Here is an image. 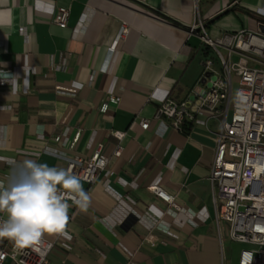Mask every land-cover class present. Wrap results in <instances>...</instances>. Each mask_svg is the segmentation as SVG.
I'll return each instance as SVG.
<instances>
[{"label":"crops","instance_id":"crops-1","mask_svg":"<svg viewBox=\"0 0 264 264\" xmlns=\"http://www.w3.org/2000/svg\"><path fill=\"white\" fill-rule=\"evenodd\" d=\"M236 1L0 0V74L19 84L13 93L0 75V181L25 159L66 169L99 142L111 156L110 175L81 180L88 209L68 201L71 239L54 245L51 264H239L244 245L217 219L208 181L223 118L198 111L188 132L154 118L168 97L190 100L196 111L208 88L202 77L212 53L198 25L213 38L257 27L236 8L251 0ZM60 6L71 9L66 27L53 23ZM111 94L121 100L104 113ZM113 129L126 131L120 158L112 157ZM150 185L175 195L181 210Z\"/></svg>","mask_w":264,"mask_h":264},{"label":"built area","instance_id":"built-area-1","mask_svg":"<svg viewBox=\"0 0 264 264\" xmlns=\"http://www.w3.org/2000/svg\"><path fill=\"white\" fill-rule=\"evenodd\" d=\"M238 1V0H237ZM236 1V2H237ZM70 7L60 6L53 23L66 27ZM264 16V5L257 7ZM264 22L257 27L225 31L213 38L207 34L203 24L200 38L212 53L205 59L203 79L209 81L208 88L200 96L197 110H192V101L164 99L154 118L167 121L174 129L184 131V124L192 122L198 111H206L223 121L215 132V156L208 181L212 188L217 219L228 223L229 237L244 245L239 253V264H264V231L256 225H264ZM192 32L195 28L192 27ZM122 29L119 38H122ZM236 57V58H235ZM1 84L6 80H0ZM75 91V89H72ZM120 95L111 94L100 110L108 112L111 105L118 104ZM147 129L149 119H142ZM118 144L112 157L122 156V140L126 131L113 129ZM80 136L76 132L75 140ZM61 140L60 136L55 137ZM110 157L99 142L89 157L76 155L68 164L72 172L89 184L96 182L99 174L110 175ZM66 168V169H67ZM148 189L166 201L172 210L180 211L176 196L166 192L160 185ZM68 201L72 203L71 198ZM73 204V203H72ZM74 205V204H73ZM76 206V205H75ZM6 218L0 212V219ZM60 235H45L38 248L18 249L7 239L0 240V264H51L49 254L61 239ZM152 245L155 235L147 236Z\"/></svg>","mask_w":264,"mask_h":264},{"label":"clouds","instance_id":"clouds-1","mask_svg":"<svg viewBox=\"0 0 264 264\" xmlns=\"http://www.w3.org/2000/svg\"><path fill=\"white\" fill-rule=\"evenodd\" d=\"M0 75L11 79L13 93L19 91L18 77ZM68 198L81 210L90 206V196L71 168L32 159L20 162L13 178L0 181V212L6 215L0 219V240L7 239L18 249H35L46 234L71 239ZM256 229L264 231V225Z\"/></svg>","mask_w":264,"mask_h":264},{"label":"trees","instance_id":"trees-1","mask_svg":"<svg viewBox=\"0 0 264 264\" xmlns=\"http://www.w3.org/2000/svg\"><path fill=\"white\" fill-rule=\"evenodd\" d=\"M236 8L244 13H247L248 15H250L252 18L256 19L257 21L264 22V16L258 13L257 11H253L245 6H238ZM205 49L210 50L208 47H206ZM191 125H192V122H186L184 124V132H188L191 128Z\"/></svg>","mask_w":264,"mask_h":264},{"label":"rangeland","instance_id":"rangeland-1","mask_svg":"<svg viewBox=\"0 0 264 264\" xmlns=\"http://www.w3.org/2000/svg\"><path fill=\"white\" fill-rule=\"evenodd\" d=\"M250 3H253L256 5V7L254 8L253 6H249L248 8L253 10V11H257V6H262L264 5V1L263 0H251ZM236 58V57H235Z\"/></svg>","mask_w":264,"mask_h":264},{"label":"water","instance_id":"water-1","mask_svg":"<svg viewBox=\"0 0 264 264\" xmlns=\"http://www.w3.org/2000/svg\"><path fill=\"white\" fill-rule=\"evenodd\" d=\"M261 27H262V29L264 30V25H262Z\"/></svg>","mask_w":264,"mask_h":264},{"label":"bare ground","instance_id":"bare-ground-1","mask_svg":"<svg viewBox=\"0 0 264 264\" xmlns=\"http://www.w3.org/2000/svg\"><path fill=\"white\" fill-rule=\"evenodd\" d=\"M254 8L256 7L255 4L252 5Z\"/></svg>","mask_w":264,"mask_h":264}]
</instances>
